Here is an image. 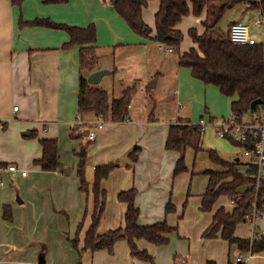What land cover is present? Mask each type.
Returning <instances> with one entry per match:
<instances>
[{"label":"crops","instance_id":"1","mask_svg":"<svg viewBox=\"0 0 264 264\" xmlns=\"http://www.w3.org/2000/svg\"><path fill=\"white\" fill-rule=\"evenodd\" d=\"M149 7L152 12L147 13ZM158 8V0H149L143 8V19L152 28V32L149 38L141 35L137 38L138 41L147 42L142 46H157L160 50L164 47L151 38L155 34V13ZM118 16L120 15L112 0H0V264L78 263L79 254L72 247L70 239L83 220L79 248L83 246L85 231L92 222L94 209L93 192L79 189V158L75 151L81 144H86V178L89 182L93 181L97 165L117 163L101 181V187L106 191V204L98 232L124 225L126 204L117 198L120 191L132 187L137 189L135 203L140 209L139 224L149 225L165 219L170 226L176 228L175 216L180 209L183 213V204L195 196L196 219L190 230L170 233L169 243L164 245L137 239L138 248L146 250L154 257L153 264H175L177 256V261L184 259L185 264H207L210 260L217 264H239L236 258L239 253L245 252L237 244L220 236H202L216 209L220 206L231 209L234 203L228 199L226 204L227 198L221 197L212 211H201V195L205 190L195 194L191 187V172H196L193 165L186 161L187 171L174 176L179 154L165 148L169 126L178 119L192 123L188 116L190 114L183 109L191 107L192 99H197L200 94L195 95L202 90L205 92L211 85L192 76L190 67L179 64V55L196 44L191 40L192 45L189 44L188 48L187 45H180L183 50L176 57L162 61L161 57L157 58L160 64H155L150 70L139 68L135 71L132 69L134 59H129L127 55L122 56V63L130 66L122 73L120 67L123 64L116 63L115 47L128 42L115 40L116 35L111 34V41H114L111 47V53L114 54L112 61H102L98 52V43L101 42L97 43L98 33L106 19L107 23L109 20L124 28ZM189 16L194 15L183 16L177 25L184 38L190 27H195L199 32L203 31L200 21L205 14L195 21L192 19V23L188 21ZM41 17L79 27H85L93 21L97 27L95 45L98 61L95 70L109 71L94 85L105 89L111 97L120 96L127 87H136L128 116L117 122L101 118L103 127L96 131L93 140L85 132L100 117L93 113L84 114L82 119L78 116L80 46L64 49L62 45L69 40V34L63 29L19 24L21 18L31 21ZM185 21L188 26L183 30L180 24ZM109 31L112 32L111 29ZM172 49H169L170 53L173 52ZM158 55H161L160 51ZM152 81L153 86L149 87L148 83ZM138 83H143L140 85V92H148L153 101L156 100L153 95L158 88L164 90L172 85L174 97L170 100L175 106L174 114H168L167 110L155 113L156 105L154 108L144 105L145 109L137 106L135 96ZM165 101L167 104V99ZM182 101L186 102L183 109L180 108ZM210 108H205L204 113L208 114L210 120H220ZM32 131L37 133L35 137L30 136ZM44 137L57 139L61 167L68 169L67 171L61 168L54 171L43 170L34 163L42 154L39 138ZM234 145L238 149L233 160L240 161L238 155L242 153L245 160L240 161V165L244 168L249 166V158L243 154L242 145ZM218 146L206 142L203 133V149ZM134 148L138 149L137 158L132 161L128 154ZM190 149H186V156ZM9 164H15L20 170L26 171V175L19 172L11 174L7 170ZM169 200L174 204L175 210L165 213V205ZM4 207L10 209V219L3 217ZM260 234H264V216L256 223L254 232L244 220L238 223L234 232L240 238H252ZM81 263L151 264L133 258L126 240L117 241L112 253L106 249L84 250L81 253ZM248 264H264V251L253 252Z\"/></svg>","mask_w":264,"mask_h":264},{"label":"trees","instance_id":"2","mask_svg":"<svg viewBox=\"0 0 264 264\" xmlns=\"http://www.w3.org/2000/svg\"><path fill=\"white\" fill-rule=\"evenodd\" d=\"M20 1V0H13ZM149 0H112L118 14L126 21L130 29L138 35L150 37L152 28L144 21L142 10ZM159 8L155 13V34L152 39L159 43L180 49L184 34L177 28L183 16L192 14L200 17L203 31L195 27L187 31L192 42L196 44L179 55V64L191 68L192 76L205 84L216 86L219 91L230 98L231 116L238 121L254 122L262 113L264 107V39L254 44H235L229 39V28L224 30L219 23L228 8L237 4L247 5V9H258L264 13V0H158ZM232 23V22H231ZM230 23V24H231ZM20 25H37L58 28L67 31L69 40L62 47L69 49L79 45V85H78V116L93 113L103 120L122 121L130 110L135 86L124 89L120 96L111 97L109 93L88 82L89 72L96 69L98 54L96 49V28L94 24L85 27L57 23L50 18H35L31 21H19ZM229 24V26H230ZM262 99L255 109L251 102ZM214 120L213 118H211ZM249 122V121H247ZM91 127V125H90ZM75 130V128L73 129ZM204 130L199 124L178 119L169 126L165 148L177 151L179 156L175 163L173 175L177 176L187 171L186 149L191 148L197 154L200 151L208 153L210 160L220 166V169H205L201 173L208 177L205 191L201 195L200 210L210 212L221 197L233 200L231 209L220 206L213 213L211 223L202 233L204 238L220 236L230 243L238 245L241 251H264V234L252 238H240L234 235L236 226L243 221L255 201L258 206L264 204V177L256 178L255 165L241 166L238 160H226L213 148L203 149L202 138ZM35 131L30 136L35 137ZM80 135V134H79ZM73 137L74 134L72 133ZM233 144L242 143L232 137H227ZM42 154L34 163L43 170L54 171L61 168L56 138H39ZM137 148L129 152V157L135 161ZM79 158L77 175L80 180L79 189L83 192L92 191L94 194V209L92 222L85 231L83 246L79 248V233L83 220L78 224L75 235L70 239L72 247L79 254L84 250L106 249L113 252L114 244L126 240L133 258L154 263V257L146 250L138 248L137 239H145L155 245L169 243V234L177 228L170 226L164 219L149 225L138 223L140 209L135 203L137 189L132 187L117 194L119 201L126 204L124 225L105 232H98L101 216L106 204V191L101 187V181L117 166L115 162L97 165L94 169L93 181L86 178V144H81L75 151ZM197 174L192 171L191 176ZM185 206V203L183 204ZM175 206L169 200L165 205V213L174 212ZM10 209L4 207L3 217L10 219ZM178 264V256L175 257ZM207 264H217L207 261Z\"/></svg>","mask_w":264,"mask_h":264},{"label":"rangeland","instance_id":"3","mask_svg":"<svg viewBox=\"0 0 264 264\" xmlns=\"http://www.w3.org/2000/svg\"><path fill=\"white\" fill-rule=\"evenodd\" d=\"M147 11H148L147 13L152 12L151 7H149ZM118 17H119L120 24L123 25L124 28H121L119 24L113 23L109 20H108L109 23H107V19H106L105 20L106 23L102 24V29L100 33H98L97 31L98 33L97 43L101 42V43H98V52H99L100 57L102 58V61L104 60L112 61L114 59V54L111 53L112 51L111 47L114 45V41H111V34L116 35V37L114 38L115 40L118 39V41L122 40V41L128 42V44H122V45H118L115 47V52H117L115 53L116 63L117 65L119 63L123 64V67H120L122 73L124 70L127 71L128 68L130 67V66L129 67L125 66V63H122L121 61L122 56L125 57V55H127L129 59L131 58L134 59L135 63L132 69H134L135 71H137L139 68H143L144 70H150L151 68L155 66V64H160V60H156L157 58L161 57V61H162L163 59H166V58L176 57L183 50V47L181 49V46L187 45L186 48H188L189 44L192 45L191 39L186 33L185 38H183V41L181 43L180 49H177V48L172 49L170 45L165 44V43H160L164 47V49L161 48L160 50H158L157 46H149L147 48L146 46H142L146 44L147 42L138 41L139 40L137 38L138 34L133 32L129 28V25L125 22V20H123L120 16ZM189 17H190L189 18L190 20L188 21L190 23H192L191 22L192 19L194 21L195 19H198V17H195V16H189ZM255 18L264 19V13H262L258 9H247L245 4H237L234 7L228 8L225 11L219 23V26H221L222 29L227 30L229 28V24L232 21L241 20L247 24H250V22ZM90 23L94 24L95 28H97L93 21ZM90 23H88V25ZM152 24H154V21H152ZM180 25H181L180 27L184 30L185 28H187L188 22L185 21L181 23ZM250 28H251V32L254 34L257 41H261L264 39V27L263 26H256V27H250ZM110 29L112 31L111 33L109 31ZM121 47H125V48H121ZM169 49L170 50L172 49L173 52L170 53ZM159 51L161 55H158ZM134 82H137V81H134ZM138 84H139L138 90L135 96L137 106L145 109L144 105H148L151 108L152 107L154 108V106L156 105L155 113L157 111L160 112L161 110L163 111L167 110L168 114L170 112L174 114L175 106L173 102L170 100L172 99V97H174L171 91L172 85L169 86L168 89H164V90H161V88H158V91L155 93V95H153V98L156 99L154 100L155 101L154 102L152 98L150 99V95L148 92H140V88H141L140 85L143 83H138ZM117 94L118 93H116V95ZM198 94L200 95L198 96L197 99H192L191 107H186L187 109H183L186 106V102L182 101L181 102L182 107L180 108L190 114L188 116L190 117L191 119L190 121L192 123L197 122L201 117H203L207 122L206 124H208L204 128V135H205L206 142L219 145L218 147H211V148L216 149L222 157L229 159V160H233L236 157L235 154L238 148L231 141H229V139L219 138V136L216 134L215 127L211 122L214 120H210V117H208V114L204 113L205 108L211 107L212 110L215 112L214 114H216L217 118L221 119V118L230 117L231 111H230V106H229V101H230L229 97L222 94L213 85H210L206 89L205 92L203 90L199 91L195 96H197ZM149 99H150V103H148ZM165 99H167L168 102L171 101L170 103L167 102V104L170 107H168V105L166 104ZM205 104L207 107H205ZM222 116H225V117H222ZM238 156L240 158V161L245 160V157L242 156V153H240ZM186 161L188 164L193 165L192 167L197 173L193 175L191 187H193V191L195 192V194H198L205 190L206 185L208 183L207 176L202 174L201 172L205 169L217 170V169H220V166L214 164L210 160L208 153L205 151L204 152L200 151L196 155H194V153L190 149V153H188L186 156ZM226 201H227L226 204H228V199H226ZM194 204H195V196H193L192 199L189 198L187 200L185 204L186 206H184L183 208V213H182V210L180 209V212L175 216L176 223L174 225H177V229L173 231L172 234H176L180 230H190L191 229L196 219L195 217L196 208L194 207ZM181 213L183 214L182 217H180Z\"/></svg>","mask_w":264,"mask_h":264},{"label":"built area","instance_id":"4","mask_svg":"<svg viewBox=\"0 0 264 264\" xmlns=\"http://www.w3.org/2000/svg\"><path fill=\"white\" fill-rule=\"evenodd\" d=\"M250 26H263L264 19L255 18L251 24H247L243 21H233L229 26V39L235 44H254L258 42L251 32ZM17 109V106H14ZM215 127L216 134L219 137H232L242 143V152L249 158L250 165H255L256 178L258 181L264 177V107L261 115L254 122L238 121L235 117L223 118L218 121H211ZM206 120L201 117L196 124H199L203 130L208 125ZM103 121L101 118L95 123L92 128L88 129L87 137L93 140L96 135V131L103 127ZM94 128V129H93ZM7 170L11 174L21 173L26 175V171L20 170L15 164L7 165ZM2 183V181H0ZM231 203L234 201L231 200ZM264 216V204L258 206L254 201L247 213H245L243 220L251 226L253 232L255 231L256 223ZM252 251L245 253H239L236 260L239 264H248ZM184 259H180L178 264H185Z\"/></svg>","mask_w":264,"mask_h":264},{"label":"water","instance_id":"5","mask_svg":"<svg viewBox=\"0 0 264 264\" xmlns=\"http://www.w3.org/2000/svg\"><path fill=\"white\" fill-rule=\"evenodd\" d=\"M108 73H109V71L106 70V69H97V70L92 71V72L87 76V80H88V82L91 83V84H98L99 81H100V79H101V77H102L103 75H105V74H108ZM153 82H154V81H152V83H148V86H149V87H150V86H153ZM259 103H262V99H256V100L252 101L250 106H251L252 109H255L256 106H257V104H259ZM86 133H88L87 130H86L85 134H86ZM61 169H63L64 171H67V170H68V169L63 168V167H61Z\"/></svg>","mask_w":264,"mask_h":264}]
</instances>
